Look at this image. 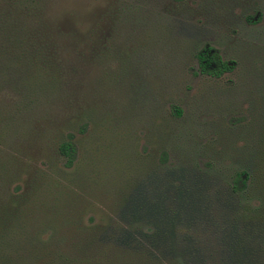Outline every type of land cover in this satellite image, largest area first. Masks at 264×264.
Instances as JSON below:
<instances>
[{
    "label": "rangeland",
    "instance_id": "374dc122",
    "mask_svg": "<svg viewBox=\"0 0 264 264\" xmlns=\"http://www.w3.org/2000/svg\"><path fill=\"white\" fill-rule=\"evenodd\" d=\"M0 264H264V0H0Z\"/></svg>",
    "mask_w": 264,
    "mask_h": 264
},
{
    "label": "trees",
    "instance_id": "16d2710c",
    "mask_svg": "<svg viewBox=\"0 0 264 264\" xmlns=\"http://www.w3.org/2000/svg\"><path fill=\"white\" fill-rule=\"evenodd\" d=\"M212 50L213 49L208 48L205 52L197 55L199 70L201 71V73L208 74L212 77H220L223 73L230 72L232 70V68L227 63L221 61L220 56L215 51L211 54ZM59 151L62 155H64L68 159V161H70L72 159V153H73V145L72 144H70V143L62 144L59 147ZM242 175L245 176L246 180L249 178L247 172H245V171L241 172V173H237L234 176L232 187H231V194L232 195H233V193L239 194L241 192L240 189H237V186L239 185L238 183L240 182ZM246 212L247 211L244 210V213H246ZM201 215L202 214L199 212H194L193 217L194 218L196 216L200 217ZM195 219H198V218H195Z\"/></svg>",
    "mask_w": 264,
    "mask_h": 264
},
{
    "label": "flooded vegetation",
    "instance_id": "af4514ba",
    "mask_svg": "<svg viewBox=\"0 0 264 264\" xmlns=\"http://www.w3.org/2000/svg\"><path fill=\"white\" fill-rule=\"evenodd\" d=\"M208 48H211V47L206 46V47L204 48V50H201L198 54H201V53L205 52ZM211 49H212V48H211ZM214 51L219 55V53H218L215 49H213V50L211 51V54H212ZM198 54H197V55H198ZM219 56H220V55H219ZM220 58H221V56H220ZM221 61L225 62L222 58H221ZM197 62H198V59H197ZM225 63H227V62H225ZM227 64L229 65V63H227ZM229 66H230V65H229ZM230 67H231V66H230ZM231 68H232V67H231ZM198 70H199V64H198ZM230 72H231V71H230ZM199 73H200L201 75H203V76H207V77H211V78L218 79V78H221L223 75H225V74H227V73H229V72L223 73L220 77H212V76H210V75H208V74H203V73H201L200 70H199Z\"/></svg>",
    "mask_w": 264,
    "mask_h": 264
}]
</instances>
